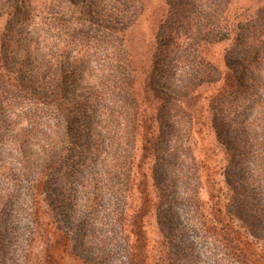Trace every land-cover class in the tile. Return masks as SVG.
Wrapping results in <instances>:
<instances>
[{
	"label": "trees",
	"instance_id": "16d2710c",
	"mask_svg": "<svg viewBox=\"0 0 264 264\" xmlns=\"http://www.w3.org/2000/svg\"><path fill=\"white\" fill-rule=\"evenodd\" d=\"M165 2L141 81L126 47L140 0H0V264H27L41 197L83 264H253L200 199L193 113L196 91L221 84L206 103L226 213L264 240V25L231 21L232 0ZM229 41L222 66L206 59Z\"/></svg>",
	"mask_w": 264,
	"mask_h": 264
},
{
	"label": "rangeland",
	"instance_id": "374dc122",
	"mask_svg": "<svg viewBox=\"0 0 264 264\" xmlns=\"http://www.w3.org/2000/svg\"><path fill=\"white\" fill-rule=\"evenodd\" d=\"M140 1L141 14L134 26L126 33V47L131 57L130 59L133 61V67L142 81L149 69L151 56L155 52L154 33L169 7L166 5L165 0ZM237 19L242 20V22L246 19L248 21L258 20L264 25V0H232L230 20L236 21ZM261 30L264 31V28ZM231 42L204 46V56L212 63L222 66L224 50L230 47ZM183 71L187 70L178 65L173 68V73L175 74L173 79H178V76L182 75ZM220 87L221 84L204 85L195 93L199 100L193 113L192 148L200 167L199 173L202 180L200 199L209 218L216 221L219 218L223 224L227 225L230 234L248 254L253 264H264V240L256 241L248 237L245 234V229L242 228L237 219L229 218L226 213L229 208L228 204L232 203V201H229V187L225 184V177L222 175V168L226 165V158L223 148L216 142L215 134L209 127L210 115L207 111L206 103V100L211 98ZM141 104H143V108L140 113H142L143 118L149 117L153 107L151 101L142 100ZM138 142H141L140 137ZM20 199L21 201L26 200V197L21 195ZM41 199L42 197L36 205L40 220L36 223L33 239L27 243L28 245L30 244L27 264H83L73 258L69 251L66 250V247H64L69 242L66 241L65 243L63 239L66 238L65 234L57 231L56 228L58 227L51 217V210L47 207V203L43 200L41 201ZM11 216L17 220L14 223L16 229L13 233V243L16 244L15 247L25 249L27 244L24 245L22 240L25 235L21 234L30 229L25 220L28 215L22 207H19V211H13ZM144 225L150 245H155V241H159V239L154 220L151 217H146ZM261 233L264 236V230ZM199 246L203 248L206 245L198 244ZM16 258L18 259L14 261V264H23L21 263L22 258ZM206 264H209L208 261Z\"/></svg>",
	"mask_w": 264,
	"mask_h": 264
}]
</instances>
